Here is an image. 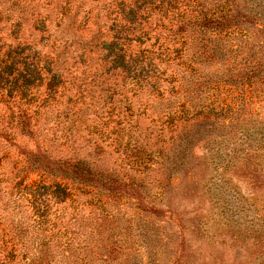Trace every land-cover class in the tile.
Wrapping results in <instances>:
<instances>
[{
  "label": "trees",
  "instance_id": "16d2710c",
  "mask_svg": "<svg viewBox=\"0 0 264 264\" xmlns=\"http://www.w3.org/2000/svg\"><path fill=\"white\" fill-rule=\"evenodd\" d=\"M98 1L93 16L61 11L56 59L0 37V264H134L136 216L178 219L177 192L206 170L264 172V1ZM40 81L56 105L43 138ZM219 142L224 159L237 147L223 167ZM175 229L169 264L187 244Z\"/></svg>",
  "mask_w": 264,
  "mask_h": 264
},
{
  "label": "rangeland",
  "instance_id": "374dc122",
  "mask_svg": "<svg viewBox=\"0 0 264 264\" xmlns=\"http://www.w3.org/2000/svg\"><path fill=\"white\" fill-rule=\"evenodd\" d=\"M263 1L258 0V3ZM100 5L98 0H0V37L14 33L23 43L37 44L40 56L55 58V52L49 48L60 40V33L64 32L62 28H65L64 21L67 18L61 23V11L72 14L77 9L81 11L80 17L91 11L93 16ZM36 21H40V30L34 27ZM89 28L90 23H87L82 33L73 36H81L86 41L89 35L85 31ZM68 54L73 57L71 51ZM63 61L64 58L61 57L56 65ZM72 62L68 59L64 66L67 67ZM30 93L33 105H39L40 112L34 124L43 138L45 134H41L42 131L55 124L56 105L50 104L46 99L41 81ZM43 100L49 104L48 107ZM16 141H21L19 136ZM251 141V145H256L254 140ZM224 143L218 144V155L221 158L219 167L226 165V160L231 154L234 157L237 149L234 142H227V158L224 159ZM21 145L27 146L26 143ZM209 172H203L197 181H187L177 192L172 207L177 209L180 216L178 219L173 214L166 222L158 223L149 217L134 218V229H141L148 240L146 249L135 250V246L130 249L131 253H135L132 263H171L179 251L176 247L179 232L175 229V225L179 223L185 231L187 243L180 264H264V172L260 171L254 177L255 184H246L245 178L237 177L232 168ZM35 179L33 176L29 182L33 183ZM23 211L21 208L16 214L24 217ZM26 216L27 219L30 215ZM155 224L162 228L156 235L155 232L152 233ZM146 227L150 233H146ZM33 236L35 233L30 234V237ZM152 237L158 238L155 245L151 242Z\"/></svg>",
  "mask_w": 264,
  "mask_h": 264
}]
</instances>
